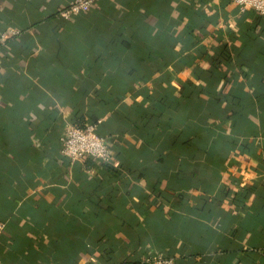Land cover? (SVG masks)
I'll return each mask as SVG.
<instances>
[{"label":"crops","instance_id":"0c3cea01","mask_svg":"<svg viewBox=\"0 0 264 264\" xmlns=\"http://www.w3.org/2000/svg\"><path fill=\"white\" fill-rule=\"evenodd\" d=\"M70 1L0 0V36L19 30L0 41V264H264V19L97 0L49 39ZM96 120L116 163H72L67 126ZM111 215L128 231L110 258Z\"/></svg>","mask_w":264,"mask_h":264},{"label":"built area","instance_id":"2783aa9c","mask_svg":"<svg viewBox=\"0 0 264 264\" xmlns=\"http://www.w3.org/2000/svg\"><path fill=\"white\" fill-rule=\"evenodd\" d=\"M241 8L242 11L252 10L264 19V0H229ZM97 3V0H71L66 6L58 7V17L71 21L74 17L87 13ZM19 34V30L9 28L0 36V41L5 43ZM86 124L84 127L69 125L61 138V152L72 163L91 158L104 163L115 164L114 151L108 143V139L98 133V125ZM6 223L0 220V236L6 230ZM148 263L175 264V259L159 255L154 259H147Z\"/></svg>","mask_w":264,"mask_h":264},{"label":"trees","instance_id":"16d2710c","mask_svg":"<svg viewBox=\"0 0 264 264\" xmlns=\"http://www.w3.org/2000/svg\"><path fill=\"white\" fill-rule=\"evenodd\" d=\"M78 21H80V20H78ZM81 23H82V21L79 22V25H81ZM67 25H68V21L58 17V15L56 13V10L50 16H48L45 19V21H44V26L45 27L47 26V31L49 32V34H48L50 36L49 39H51L52 35L58 34V32L61 30V28H64ZM76 25H77V23H76ZM151 34H152V31L150 29H148L147 36L148 35L150 36ZM47 40H46V42H47ZM29 43H30V41H29ZM29 43H28L27 47H30ZM57 59H58L57 54L53 53L51 56H49V60L48 61H44L45 63L42 64L43 65L42 67H40L42 73L44 72L48 78H51V79L54 78L55 76L58 75V73L61 70V67H60L61 64H59ZM135 68H137V66ZM98 121L99 120H96V121H94L92 123H89V124H96V123H98ZM100 124H101V122L98 125V133L100 135H102L103 137H106V135L99 130ZM85 125L86 124L80 125L78 127H84ZM60 148H61V145H60ZM104 167H105V170H106L107 174H106L105 179L103 181H101V182L104 183L107 180L113 181V179H116V177L118 175V171L112 165L106 164V165H104ZM110 218H111L110 231H109L110 242L108 243L107 247H104V249L107 250V253L109 254V257L111 258L116 253L117 246H118L117 242L115 240H113L115 235L117 233H123L125 231H128V228L125 227L124 221H122V223L116 224L115 223L116 220L114 219V217H112V215H111ZM131 225H132V223H131ZM131 227L133 229H135V231H137L140 234L144 233L143 232L144 229L143 228H139L138 225H136V224L132 225ZM85 233L86 232H85V228H84L83 231H82V234L85 235ZM87 245H89V244H87ZM170 258H173V257H170ZM175 264H176V262H175Z\"/></svg>","mask_w":264,"mask_h":264}]
</instances>
